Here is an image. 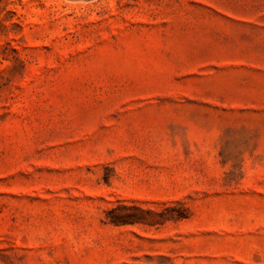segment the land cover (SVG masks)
<instances>
[{
    "label": "rangeland",
    "instance_id": "obj_1",
    "mask_svg": "<svg viewBox=\"0 0 264 264\" xmlns=\"http://www.w3.org/2000/svg\"><path fill=\"white\" fill-rule=\"evenodd\" d=\"M0 264H264V0H0Z\"/></svg>",
    "mask_w": 264,
    "mask_h": 264
}]
</instances>
